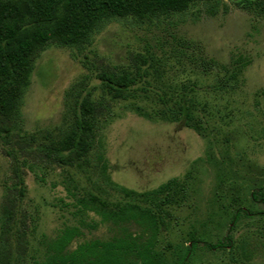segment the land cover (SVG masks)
<instances>
[{
	"label": "trees",
	"instance_id": "trees-1",
	"mask_svg": "<svg viewBox=\"0 0 264 264\" xmlns=\"http://www.w3.org/2000/svg\"><path fill=\"white\" fill-rule=\"evenodd\" d=\"M205 1L208 0H0V143L30 156L32 160H24L22 165L40 184H45L44 171L49 168L82 169L91 164L94 154L95 169L125 199L112 203L106 196L65 187L68 201L61 199L52 207L65 209L70 223L62 224L51 237L41 235L38 255L31 264H195L200 251L227 250L231 256L239 251L242 264L264 262L263 243L252 246V239H247L236 245L233 236L244 221L264 218V182L247 188L252 207L247 202L238 207L220 205L218 212L207 213L200 226L202 232L191 233L186 242L160 247V236L173 218L170 209L196 200L200 174L214 172L210 153L213 143L206 134L210 116L207 104L198 99V84L192 76L214 75V91L230 95L241 89L251 65L249 57L236 56L221 63L210 58L201 44L183 41L168 60L147 51L146 56H138L134 66L101 65L94 79L89 82L86 78L71 88L63 123L55 132L38 137L23 130L25 97L37 61L48 48L69 50L79 61L96 37L113 24L143 26L185 14ZM214 3L213 15L222 2ZM237 6L248 14L264 17V0H237ZM80 62L89 68L88 57ZM117 103L125 104L127 111L150 123L180 125L193 131L207 141L203 156L183 177H173L153 189L137 191L112 182L102 130L112 120ZM16 178L11 190L19 195H6L0 215V240L13 233L17 224L11 226L14 210L20 208L25 196L21 173L16 172ZM21 226L17 239L14 236L18 252L26 250V233L22 231L26 225L22 222ZM100 229L107 234L86 237V233ZM2 240L0 264H18L19 259L13 258L9 249L12 244L7 247Z\"/></svg>",
	"mask_w": 264,
	"mask_h": 264
},
{
	"label": "rangeland",
	"instance_id": "rangeland-1",
	"mask_svg": "<svg viewBox=\"0 0 264 264\" xmlns=\"http://www.w3.org/2000/svg\"><path fill=\"white\" fill-rule=\"evenodd\" d=\"M221 2L214 15V0H208L191 7L185 14L143 26L113 24L96 37L94 45L79 56V61L73 59L69 50L48 48L37 61L24 101L23 130L41 137L62 125L67 94L86 78L89 82L94 79L101 65L134 66L138 56H146L147 51L168 60L183 41L201 44L210 58L221 63H228L236 56L251 59L241 89L230 95L214 91L217 82L214 75L192 76L198 84V99L207 104L210 116L206 134L213 143L210 153L214 172L200 174L202 181L197 184L196 200L188 206L170 209L173 218L160 236L161 248L169 243L186 242L191 233L202 232L200 226L207 213L218 212L220 205L238 207L247 202L252 207L247 188L264 182V17L240 10L237 0ZM84 56L88 57L89 68L80 62ZM113 113L112 120L102 130L110 165L108 175L112 182L129 189L149 190L173 177H183L207 148V141L193 131L180 125L145 121L127 111L123 103L114 105ZM91 158V164L82 169L49 168L44 171L45 184H40L22 165L24 160H32L30 156L17 147H4L0 143V215L6 195H19L11 190L17 182L16 172L21 173L26 188L20 208L14 210L11 226L17 224L13 233L1 239L7 247L12 244L9 249L13 258L19 259L18 264H31L38 255L41 235L51 237L62 224L69 222L65 209L52 207L61 199L68 201L65 187L106 196L112 203L125 201L95 169L94 154ZM22 222L26 225L22 229L26 233V240L22 241L26 250L18 252L15 238ZM105 233L100 229L86 233V237H103ZM233 236L236 245L247 239H252V246L264 244V218L244 221ZM238 253L231 256L229 250L200 251L195 264H242ZM252 264L264 262L258 260Z\"/></svg>",
	"mask_w": 264,
	"mask_h": 264
}]
</instances>
